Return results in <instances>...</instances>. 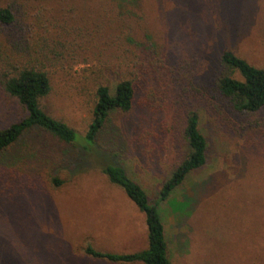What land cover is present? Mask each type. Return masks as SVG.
I'll return each mask as SVG.
<instances>
[{"label": "rangeland", "instance_id": "374dc122", "mask_svg": "<svg viewBox=\"0 0 264 264\" xmlns=\"http://www.w3.org/2000/svg\"><path fill=\"white\" fill-rule=\"evenodd\" d=\"M7 3L30 26L27 33L12 29L17 40L43 44L47 54L36 55L50 84L39 106L80 136L96 88H112L115 70L129 77L128 44L142 55L151 77L144 76L130 112L109 118L98 147L151 204L186 153V111L198 112L206 163L168 201L188 209L174 213L167 202L157 205L170 263L264 264V108L233 111L213 86L223 51L264 66V0H130L131 16L117 15L108 0H0ZM154 99L169 116L150 110ZM25 116L0 86V129ZM81 156L34 128L0 157V264H116L84 249L130 254L146 248L143 214L107 181L97 160Z\"/></svg>", "mask_w": 264, "mask_h": 264}, {"label": "trees", "instance_id": "16d2710c", "mask_svg": "<svg viewBox=\"0 0 264 264\" xmlns=\"http://www.w3.org/2000/svg\"><path fill=\"white\" fill-rule=\"evenodd\" d=\"M114 5L113 10L120 16H131L133 7L130 0H108ZM16 13L18 16H16ZM19 10L12 4L0 5V86L6 94L17 100L25 110L26 116L6 128L0 129V157L10 149L20 137L32 129H39L59 142L78 148L81 158H93L96 167L105 176L107 181L123 191L125 196L143 214L147 229V246L145 249L130 254H114L100 252L91 246H86L84 253L93 258L106 260L116 264H171L168 257V247L165 238L163 221L158 212V204L167 202L174 212L187 211L182 206L173 207L169 198L185 182L187 176L206 163L207 142L200 131L199 116L195 110L186 111L182 119V140L186 153L180 162L173 167L162 181L157 193V199L150 203L144 189L119 165L107 161L105 154L99 150L98 138L104 132L109 118L113 114L128 113L131 111L136 93L143 88V82L151 77L148 67L139 59L142 55L129 45L128 53L123 58L128 76L124 71L115 70L113 87L99 86L94 93V105L91 120L83 136L78 135L72 128L62 121L56 120L39 106V99L50 92L48 72L43 61H37L38 56H47L43 44L26 45V41L17 40L18 34L27 33L29 25H22L19 21ZM39 20V19H37ZM31 37V36H30ZM130 38V37H125ZM42 41L46 42V39ZM264 45V40H263ZM33 48H36L33 50ZM32 52V53H31ZM25 55L29 57L24 61ZM219 75L214 80V90L220 99H224L233 111L244 114H255L264 108V66L255 68L244 59L231 51H223L219 56ZM106 71L107 68H100ZM147 70V71H146ZM145 80V81H144ZM162 93V85L159 86ZM154 99L148 104L152 112L169 116L165 106ZM98 157V158H97ZM67 163L70 160L66 158ZM53 181L56 183L55 179ZM57 184V183H56ZM152 202V201H151Z\"/></svg>", "mask_w": 264, "mask_h": 264}]
</instances>
